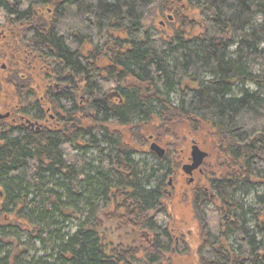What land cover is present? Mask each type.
<instances>
[{
	"label": "trees",
	"instance_id": "1",
	"mask_svg": "<svg viewBox=\"0 0 264 264\" xmlns=\"http://www.w3.org/2000/svg\"><path fill=\"white\" fill-rule=\"evenodd\" d=\"M0 13L37 55L36 72L11 63L0 82V264H34L54 217L77 229L36 264H161L165 190L189 161L180 131L214 160L190 200L213 263L264 264V189L243 202L264 187V0H0ZM144 131L163 157L138 147Z\"/></svg>",
	"mask_w": 264,
	"mask_h": 264
},
{
	"label": "rangeland",
	"instance_id": "2",
	"mask_svg": "<svg viewBox=\"0 0 264 264\" xmlns=\"http://www.w3.org/2000/svg\"><path fill=\"white\" fill-rule=\"evenodd\" d=\"M0 17H1V13H0ZM1 19H0V23H1ZM1 27V26H0ZM0 50H2L1 44H0ZM233 50V48L231 49ZM1 85V84H0ZM249 90H253L254 88L252 86H248ZM5 102L7 103L6 100H4L3 98L0 99V105L5 104ZM1 113V112H0ZM1 114H5L4 112H2ZM181 132V133H180ZM178 133V136L180 139H178V141L180 142V146H182L184 148V150L186 151V153L189 156V160H190V147L192 145L193 141H190V146H188L187 144V139L185 140L184 137V133L182 131H180ZM151 133L148 131H144V139L141 138V140H144V143H142L141 141H137L138 142V147L141 150H144V148L146 147L149 150V146L151 143H156L158 144L161 148H163L165 150L166 153V148L164 146H162L161 144H159L157 141H153L150 137L149 139V135ZM147 138H148V142H147ZM196 143V142H195ZM199 148L206 152L207 154L208 152V147L207 146H201L199 145ZM150 151V150H149ZM153 157V156H152ZM151 156H144V155H139L136 157L137 160H144L146 162L151 163L153 161ZM87 158L93 160V153L89 152L87 154ZM190 161L186 162L189 163ZM184 163V164H186ZM183 164V165H184ZM182 167V166H181ZM214 167V160L211 158L209 159L208 162H206V164L204 166L201 167L200 172L196 171L193 173V182L192 183H188V177H186L182 171V175L181 174H177L178 176H176V178L174 179V176L171 177L169 180H171V184L167 186L166 190H165V197L167 198V203H168V208H170V216L172 219V223L173 226L175 225V229L177 230V233L181 234L182 236L186 237V238H191L193 237V233L192 230L195 229L197 227L196 222L194 220V216H193V212L191 209V193L192 191H194L196 188H204V186L207 183V179H205V177L200 178V175H205L207 177L206 174H209L210 169ZM181 169V168H180ZM169 182V181H168ZM263 188H258L254 193H251L250 196H248L247 198H245V203L247 206L252 204L253 201V195L255 193H261L263 191ZM58 191V190H57ZM59 192V191H58ZM66 198L64 197V200ZM76 207L80 210H83V206L82 203H78L76 204ZM77 229V222L73 219H66L63 220L61 218H57L54 217L53 218V224L49 227V229H47V232H54V234L48 238L43 244L40 243L39 241H34L30 247L31 249L29 250L27 257H28V261L29 262H33L34 264L36 263H51L54 259V250L53 248L56 245L55 241H51L54 239L55 235H58L62 238L67 237L68 235L72 234L73 232H75ZM188 231H191L190 234H187ZM29 238L27 237V233H23V235L21 236V242H28ZM4 253H2L3 255Z\"/></svg>",
	"mask_w": 264,
	"mask_h": 264
},
{
	"label": "flooded vegetation",
	"instance_id": "3",
	"mask_svg": "<svg viewBox=\"0 0 264 264\" xmlns=\"http://www.w3.org/2000/svg\"><path fill=\"white\" fill-rule=\"evenodd\" d=\"M1 23L3 24V21ZM21 30H22V33L25 31L24 29L20 28V31ZM21 38H22L21 36L16 34L15 30L14 31L12 29L9 30L8 28H6L5 30H0V43L3 45V43L6 42L8 43L9 46L13 44L12 45L13 47L12 48V52H13L12 60L7 58V56L3 58L0 55V82H6L5 73L7 72L11 63H13L14 65L15 72L17 71L18 68L20 69V67L22 66L24 67V64L27 65V68L31 69L32 73L36 72V63L33 64L32 61H30L29 59L31 57L35 58L37 55L33 54L32 51L27 52L23 48L21 52L22 55L17 51L19 50L21 43L24 42ZM1 66H4V69H2ZM21 87L25 88V84L24 86H21ZM18 109L19 107L16 106V111ZM18 118L21 119L20 115H18ZM250 195L251 194H249L248 196ZM256 196H257L256 194L253 195L252 204L255 202ZM210 200L211 201L214 200L213 195H210ZM243 202L245 203V199L243 200ZM195 222H196L197 227L193 229L192 232L188 231L187 233V234H190V232L193 233V237H191L190 239L182 236L180 233L178 234L177 232H175L176 230L174 228L171 230L173 232V235L171 238L173 244L169 245V253H167L164 261H162L161 264H214L212 259L210 258L211 252L205 249L206 244H203V239H202V236L200 235V234H204V229L203 230L202 228L199 229V226L196 220ZM126 250L127 249L124 248V251ZM122 252H123V249L122 247H119L118 238L116 237L114 244H112V249H111V252L109 253V256H113L115 259H117L122 255ZM115 259L114 261H117ZM137 260L141 261L142 264H148L144 262L143 260H140L138 257H137Z\"/></svg>",
	"mask_w": 264,
	"mask_h": 264
},
{
	"label": "water",
	"instance_id": "4",
	"mask_svg": "<svg viewBox=\"0 0 264 264\" xmlns=\"http://www.w3.org/2000/svg\"><path fill=\"white\" fill-rule=\"evenodd\" d=\"M2 69H4V66H1ZM108 97H118V95L114 92ZM9 117V113L1 114L0 113V120L7 119ZM149 150L151 153H153L157 158H161L165 154V150L161 148L156 143H151L149 146ZM208 154L204 151H202L198 145L195 144V142H192V145L190 147V162L182 165L181 171L182 173L188 177V183L193 182V173L198 171L200 172L201 167L204 164L205 159L207 158ZM168 184H171V180H169Z\"/></svg>",
	"mask_w": 264,
	"mask_h": 264
}]
</instances>
